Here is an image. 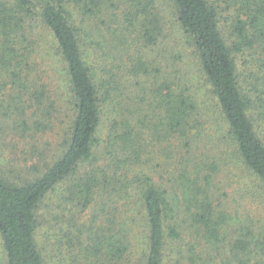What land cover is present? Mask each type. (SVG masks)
<instances>
[{"label": "trees", "instance_id": "1", "mask_svg": "<svg viewBox=\"0 0 264 264\" xmlns=\"http://www.w3.org/2000/svg\"><path fill=\"white\" fill-rule=\"evenodd\" d=\"M257 200L264 0H0V264H264Z\"/></svg>", "mask_w": 264, "mask_h": 264}, {"label": "rangeland", "instance_id": "2", "mask_svg": "<svg viewBox=\"0 0 264 264\" xmlns=\"http://www.w3.org/2000/svg\"><path fill=\"white\" fill-rule=\"evenodd\" d=\"M167 17L169 18V20L167 22L169 24H171V26H173V31H172L173 40L181 41L182 42L183 41V37H182L181 32L179 31V29L177 28V26H175V24H173V21L170 18V15L169 16L167 15ZM176 50H177L176 55L179 54V51H180V53H182L184 56L185 55L186 56L187 55L189 56V54H188L189 52L187 51V49L185 47L183 49L182 44L178 45L177 48H176ZM93 55H94V53H93ZM95 57L96 56L94 55V58ZM187 61H188V58H187ZM188 63H189V65H191L193 62L192 61H188ZM49 66H50V68H48L49 70H53V68H55V67L51 66V62H49ZM199 77L201 78V80H200ZM199 77H198V81L200 82V84H198L197 80H196V83H197L198 89H199V86L201 87V91L199 89V92L201 93L202 101L204 102V104H206L208 106L209 105L210 106L211 105L213 106V104L215 105L216 101H214L211 92L208 90V86L206 85L205 82H203V78L201 76H199ZM216 111L218 113V109H216ZM208 113H210L215 118V116H214V109L212 110L210 108V110L208 111ZM213 126L214 125L212 124L209 127H213ZM103 132H104V129H103ZM222 133H223V131L220 132V134H222ZM236 170H237V168L235 169V173L238 174L240 171H238V170L236 171ZM239 182L240 183H243L242 182V179H240V178L239 179L238 178L236 179L235 178V180L233 182V185H237ZM254 203H255L254 208H255V211H256V217L258 219L264 220V200L263 201L257 200ZM143 223L144 222L142 221V219H140V220H138V223H136V225H139L138 226L139 229H142ZM57 239H58L57 236H55L54 239L52 238V240L54 241L53 242V247L52 248L51 247L48 248V249L51 250L49 252V254H50V257L49 258H50V260L53 261L52 264H73L72 263V260H71V257H70L71 254L70 253H67V251L65 249H62V250L60 249L59 242L56 241ZM131 258L132 259H135L136 256L133 254L131 256ZM2 260H4V255H3V252H2V249H1V245H0V263H1Z\"/></svg>", "mask_w": 264, "mask_h": 264}]
</instances>
